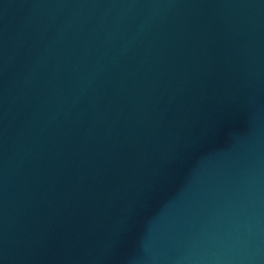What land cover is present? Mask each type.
I'll list each match as a JSON object with an SVG mask.
<instances>
[{
  "label": "water",
  "instance_id": "water-1",
  "mask_svg": "<svg viewBox=\"0 0 264 264\" xmlns=\"http://www.w3.org/2000/svg\"><path fill=\"white\" fill-rule=\"evenodd\" d=\"M0 264H264V0H0Z\"/></svg>",
  "mask_w": 264,
  "mask_h": 264
}]
</instances>
